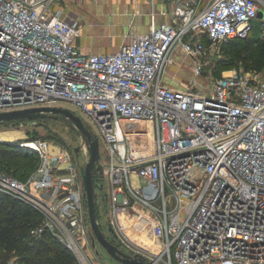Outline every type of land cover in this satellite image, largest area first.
Returning a JSON list of instances; mask_svg holds the SVG:
<instances>
[{"label":"built area","instance_id":"2783aa9c","mask_svg":"<svg viewBox=\"0 0 264 264\" xmlns=\"http://www.w3.org/2000/svg\"><path fill=\"white\" fill-rule=\"evenodd\" d=\"M61 1L0 0V111L64 106L96 123L107 144L97 195L125 251L151 264H264V76L211 75L208 92L196 78L164 83L177 54L192 56L202 75L205 39L246 36L264 0H170L172 19L108 53L81 50L80 24L55 7ZM137 125L153 130L148 151L133 149ZM0 141L39 158L26 178L0 168V193L42 215L34 235L48 231L94 264L87 139L84 160L43 136ZM96 207L98 215L97 197Z\"/></svg>","mask_w":264,"mask_h":264},{"label":"rangeland","instance_id":"374dc122","mask_svg":"<svg viewBox=\"0 0 264 264\" xmlns=\"http://www.w3.org/2000/svg\"><path fill=\"white\" fill-rule=\"evenodd\" d=\"M82 7H84L83 11H85V8H87L83 5L81 6V8ZM89 11L90 10H88V12ZM82 16L81 18L86 19L85 15ZM81 21L80 20L78 21L80 26H81ZM159 24H161V22L157 23L156 25ZM148 31L149 30L145 32ZM247 35L253 37L252 45L254 48H257L264 39V27L262 24V18H257L254 20L253 29H250L247 32ZM128 41L129 39L126 40V42ZM239 43H241V40L235 39V40L219 42L216 43L215 45H212L211 41L206 39V44L209 47L208 54L205 56L207 63L204 65L203 74L198 76L195 74V71L193 69L194 58L190 55L184 56L182 54H177L175 56V61L173 63H169L166 66V70L164 72V83L169 86L185 87L188 84V79L196 78L197 79L196 83H198V87L200 88V90L203 92H208L206 90V87L207 84L210 83L211 75L219 76L223 74H228L232 71H238L241 73H250V74L258 73L259 76H264V65L261 69H255L254 67L247 68V61L244 60L245 56L243 54H240L239 51H237V47L239 46ZM178 63H181V66H179ZM176 75H178L179 77L174 78L176 77ZM78 112L83 116L91 131H93L94 133H98V126L96 125V123L93 122L89 117H87L86 114L83 113L82 111H78ZM19 124L20 122L11 121V123L0 126V137H4L7 140H17L18 138L21 137H27V134L43 136L49 138L53 144H57V142L60 141L75 152H77L76 147L78 146L82 147L86 141L84 136L81 135L76 130V128H74V126L69 122L67 118L64 117H49L45 119L31 120L26 122L24 126H21ZM131 132L134 136L131 141L133 149L135 151L139 149V151L142 152L148 151V148L150 147V143H151V138L153 135V130L142 125L136 127L134 126L131 129ZM140 138H144V139H140ZM7 143L9 142L0 141V151L3 149L2 147H7L6 146ZM100 148L102 153L101 160H104V151L107 149V144L102 138L100 140ZM80 155L82 160H84L87 157V153L85 151L81 152ZM89 155L90 153L88 154L87 160L89 158ZM0 157H1V153H0ZM31 169L32 167L28 168L25 171V173L23 172L24 175H22L23 173H21V176H25ZM102 181H104V179H101L99 172H97V174L95 175V182L99 184ZM97 200H98L99 220L101 221V226L104 233L111 240L117 239L109 228V219L107 217L106 209L104 208V198L100 193H98L97 195ZM4 202L6 203L8 208L12 210L15 209L12 200L7 199ZM21 207H24V205L21 204ZM34 219L36 224L40 225L42 223L41 222L42 219H40L39 221V219L35 216ZM97 247L100 251V254L96 256L95 259L92 260L94 264H121L120 262L116 261L108 253L107 249L103 247L100 243L97 244ZM16 257L17 256H12L11 258H16ZM75 258L76 259L72 264H81V260H79L77 256H75Z\"/></svg>","mask_w":264,"mask_h":264},{"label":"trees","instance_id":"16d2710c","mask_svg":"<svg viewBox=\"0 0 264 264\" xmlns=\"http://www.w3.org/2000/svg\"><path fill=\"white\" fill-rule=\"evenodd\" d=\"M235 39L241 40L237 51L245 56L247 68L261 69L264 65V39L257 48L253 47V37L250 35L230 40ZM6 146L0 151V168L26 178L37 166L38 156L35 152L21 149L16 144L7 143ZM30 167L32 169L25 176H21V173H25ZM7 199L12 200L14 210L7 207L4 202ZM21 204L24 207H21ZM34 216L39 221L43 220L42 215L31 205L0 193V264H7L12 256H17L15 259L18 264H72L76 255L67 245L48 231L38 236L32 233V229L39 225L36 224Z\"/></svg>","mask_w":264,"mask_h":264},{"label":"crops","instance_id":"0c3cea01","mask_svg":"<svg viewBox=\"0 0 264 264\" xmlns=\"http://www.w3.org/2000/svg\"><path fill=\"white\" fill-rule=\"evenodd\" d=\"M80 5L87 7L86 12ZM55 7L62 9L70 20H82L81 34L75 39L81 50L108 53L116 51L132 35L172 19L175 3L170 0H62Z\"/></svg>","mask_w":264,"mask_h":264},{"label":"water","instance_id":"95a60500","mask_svg":"<svg viewBox=\"0 0 264 264\" xmlns=\"http://www.w3.org/2000/svg\"><path fill=\"white\" fill-rule=\"evenodd\" d=\"M264 17V9H260L259 18ZM59 114L68 117L83 133L89 143V158L84 168V183H85V196L88 203V213L91 222V239L93 247L97 253L100 251L97 244L100 243L105 247L108 253L121 264H151L152 261L144 256L140 252L131 253L125 251L118 244L111 241L104 233L97 215L96 197L97 187L94 181L95 172H99L101 179H104V167L100 160L101 148L99 136L94 134L93 131L86 125L83 117L64 106H40L29 107L23 109L0 111V126L6 125L13 120H33V119H45L49 117H57ZM80 146L76 147V151L79 152ZM99 188H103V182L100 183ZM110 230L113 235L118 239V234L115 231L112 224H109Z\"/></svg>","mask_w":264,"mask_h":264},{"label":"flooded vegetation","instance_id":"af4514ba","mask_svg":"<svg viewBox=\"0 0 264 264\" xmlns=\"http://www.w3.org/2000/svg\"><path fill=\"white\" fill-rule=\"evenodd\" d=\"M57 117H64V118H67L68 120H69V122L74 126V128H76V130L81 134V135H83V133H82V131L68 118V117H66L65 115H61V114H59ZM84 136V135H83ZM84 138H85V136H84ZM97 174V171L95 172V175ZM111 240V239H110ZM111 241H113L114 243H118V240L117 239H114V240H111Z\"/></svg>","mask_w":264,"mask_h":264}]
</instances>
